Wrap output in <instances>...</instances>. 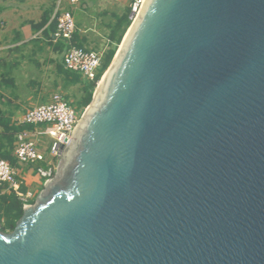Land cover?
I'll list each match as a JSON object with an SVG mask.
<instances>
[{
  "label": "water",
  "instance_id": "1",
  "mask_svg": "<svg viewBox=\"0 0 264 264\" xmlns=\"http://www.w3.org/2000/svg\"><path fill=\"white\" fill-rule=\"evenodd\" d=\"M136 16L0 264H264V0Z\"/></svg>",
  "mask_w": 264,
  "mask_h": 264
},
{
  "label": "crops",
  "instance_id": "2",
  "mask_svg": "<svg viewBox=\"0 0 264 264\" xmlns=\"http://www.w3.org/2000/svg\"><path fill=\"white\" fill-rule=\"evenodd\" d=\"M59 1L60 7H67L64 0H0V110L13 121L20 120L27 108L48 102L54 92L68 95L72 87H65L66 68L54 37L56 27L52 24ZM97 1L79 0L71 6V12L76 35L91 41L88 48L102 51L99 46L109 41L112 14L121 13L124 7L121 12L97 9ZM52 5L55 6L51 16L43 23V11ZM37 145L43 146L40 140ZM14 168L25 193L39 192L47 180L31 167Z\"/></svg>",
  "mask_w": 264,
  "mask_h": 264
},
{
  "label": "built area",
  "instance_id": "3",
  "mask_svg": "<svg viewBox=\"0 0 264 264\" xmlns=\"http://www.w3.org/2000/svg\"><path fill=\"white\" fill-rule=\"evenodd\" d=\"M141 1L133 0L131 11L137 13ZM65 2L73 6L79 0H65ZM55 21V39L67 43L62 54L64 68L79 73L86 80H95L101 63L102 52L70 44L76 29L71 10L61 9L56 13ZM98 81L99 79L96 80V83ZM79 117L76 108L68 104L63 95L58 92H54L48 102L27 108L18 122L32 127L20 130L16 134L15 157L20 163L44 162L47 167H38L36 173L48 179L57 167L62 149L70 142ZM42 125L45 126L42 127ZM44 135L50 139V142L41 141L43 146H38L37 141ZM46 145L49 147L48 154L44 152ZM2 183H6L8 189L12 190L23 201V206L29 204L31 194L21 191V179L17 170L9 161L0 158V184Z\"/></svg>",
  "mask_w": 264,
  "mask_h": 264
},
{
  "label": "trees",
  "instance_id": "4",
  "mask_svg": "<svg viewBox=\"0 0 264 264\" xmlns=\"http://www.w3.org/2000/svg\"><path fill=\"white\" fill-rule=\"evenodd\" d=\"M61 3V2H60ZM58 4V13L61 9H67L60 7ZM55 5L49 6L43 11V23H45L51 16ZM57 8V7H56ZM132 9V0H128L126 6L121 13H113L112 17L114 21L108 24V40L105 41V48L102 50L101 63L97 70L95 80H86L79 73L64 69V74L67 77V86H74L76 92L69 95L63 96L68 104L74 106V108L79 109L80 112L90 103L92 99V94L94 87L96 86V80L100 79L101 75L104 73L108 65L110 64L121 39L131 24V19L129 17ZM52 24L56 27L55 17L52 20ZM56 29V28H55ZM91 41H87L84 37H79L74 32L70 41V44L88 48ZM57 47L60 52H62L67 46L63 40H57ZM97 46V43H96ZM72 96V97H71ZM30 125H25L19 123L18 121L11 120L10 117H6L4 112L0 110V158L9 161V163L18 167L21 166L23 170L32 168L35 172L38 167H43L42 161H35L34 163L21 164L14 155V149L16 144V134L25 128H31ZM21 190H25V186H20ZM38 190H36L29 198V203L34 202V198L37 195ZM23 213V201L10 189H8L6 183L0 184V230L3 232H10L14 225Z\"/></svg>",
  "mask_w": 264,
  "mask_h": 264
},
{
  "label": "rangeland",
  "instance_id": "5",
  "mask_svg": "<svg viewBox=\"0 0 264 264\" xmlns=\"http://www.w3.org/2000/svg\"><path fill=\"white\" fill-rule=\"evenodd\" d=\"M128 0H99V1H97L96 2V8L97 9H107V10H112V11H117V12H121L122 11V9H123V7H125L124 5H125V2H127ZM133 1V0H132ZM64 2H65V0H64ZM66 3V2H65ZM67 5V9H69V10H71V6L72 5H68V4H66ZM101 45L99 46V48H101V50H104V48H105V45H104V43L103 42H101L100 43ZM102 52V51H101ZM69 91H68V95L70 96L71 94H73V93H75L76 92V90H75V88L72 86V87H69V89H68ZM61 94V93H60ZM64 96V95H63ZM72 97V96H71ZM74 107V106H73ZM76 112H77V114L78 115H81V113L82 112H80V110L79 109H76ZM80 118V117H79ZM43 126H45V125H42V127ZM40 141H42V142H50V139L46 136V135H44V136H42V137H40ZM44 152L46 153V154H48L49 153V147L46 145V147H44ZM31 163H34V162H31ZM21 164H29V163H21ZM43 164H44V168H46L47 166L45 165V163L43 162ZM44 183V182H43Z\"/></svg>",
  "mask_w": 264,
  "mask_h": 264
},
{
  "label": "bare ground",
  "instance_id": "6",
  "mask_svg": "<svg viewBox=\"0 0 264 264\" xmlns=\"http://www.w3.org/2000/svg\"><path fill=\"white\" fill-rule=\"evenodd\" d=\"M147 1H148V0H142V1H141V5H140V7H139V10L137 11V13H135V14L137 15L135 19H138V17L141 15V13H142V11H143V9H144V7H145ZM98 82H99V85H102V84H103V79H102V80H99ZM99 87H100V86H99ZM97 95H99V93H98ZM98 98H99V97H98ZM82 122H83V121H80V122H79V126L81 125ZM76 129H77V128H75V130H74V132H73V137H75V135H76V131H77Z\"/></svg>",
  "mask_w": 264,
  "mask_h": 264
}]
</instances>
